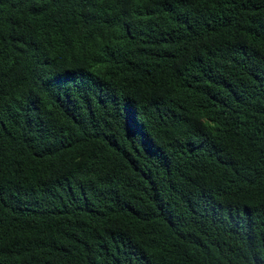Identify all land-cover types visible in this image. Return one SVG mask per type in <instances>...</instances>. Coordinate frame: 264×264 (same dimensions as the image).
Wrapping results in <instances>:
<instances>
[{"label": "trees", "instance_id": "trees-1", "mask_svg": "<svg viewBox=\"0 0 264 264\" xmlns=\"http://www.w3.org/2000/svg\"><path fill=\"white\" fill-rule=\"evenodd\" d=\"M0 264H264V0H0Z\"/></svg>", "mask_w": 264, "mask_h": 264}]
</instances>
